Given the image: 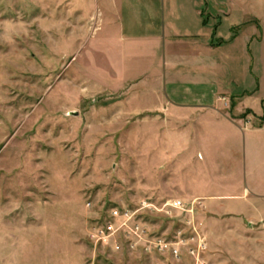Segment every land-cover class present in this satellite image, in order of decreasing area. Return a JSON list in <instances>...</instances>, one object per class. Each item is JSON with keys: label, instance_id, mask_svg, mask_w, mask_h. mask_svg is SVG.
Segmentation results:
<instances>
[{"label": "rangeland", "instance_id": "rangeland-1", "mask_svg": "<svg viewBox=\"0 0 264 264\" xmlns=\"http://www.w3.org/2000/svg\"><path fill=\"white\" fill-rule=\"evenodd\" d=\"M217 1L239 7L234 15L250 19L247 31L255 40L247 80L252 93H260L244 103L260 113L264 0ZM109 3L0 0V264H195L186 251L176 259L131 248L123 230L96 247L90 241V232L106 221L116 227L125 222L112 218L114 211L134 213L144 202L159 209L170 200L195 204L199 237L186 223L189 216L175 210L140 211L128 224L153 237L202 241V264H264V190L261 197L253 188L246 192L254 179L246 168L257 164L256 176L264 178V136L258 161L239 154L236 169L229 141L218 137L210 141L209 156L194 154L188 165L179 152L166 159L170 140L164 132L154 134L163 126L148 123L147 98L130 90L146 60H122V46L100 27ZM90 17V23L78 21ZM242 89L240 82L230 87L234 95ZM171 142L175 147L181 140ZM171 169L178 185L195 193L243 196L233 203L250 202L261 219L180 199L170 184Z\"/></svg>", "mask_w": 264, "mask_h": 264}, {"label": "crops", "instance_id": "crops-1", "mask_svg": "<svg viewBox=\"0 0 264 264\" xmlns=\"http://www.w3.org/2000/svg\"><path fill=\"white\" fill-rule=\"evenodd\" d=\"M178 1L111 0L102 14L100 27L106 29L105 34L111 40L122 46L118 53L120 58L146 60L141 68H137L141 71L139 76L143 74L141 79L135 81L130 90L141 92L139 99L142 101L147 98L148 123L163 126L161 133L154 134L164 132L166 142L170 140L164 148L166 159L179 152L186 154L188 165L194 154L198 158H203L204 154L209 156L212 151L210 141L218 137L229 141L226 150L234 163L233 168L238 167L239 154L243 157L254 155L258 161L264 136V98L260 97V113L244 103L260 93H252L247 80L252 67L249 47L255 40L247 31L252 27L250 19L246 21V16L234 15L241 12L239 7L217 0L176 3ZM230 17L235 20L223 29L222 24ZM91 20L92 17L89 21L78 19L86 24ZM259 33L258 43L264 45L263 24ZM134 66L133 63L130 68ZM239 82L243 89L234 95L230 87ZM247 111L251 114L245 115ZM179 139L181 143L174 147L171 140ZM218 153L221 154V150L218 149ZM256 168L257 164L252 170L246 168L247 178L252 179L254 175L246 192L253 188L261 197L264 178H257ZM170 173V184L177 189L175 192L180 199L201 201L205 207L221 206L224 214L231 216L261 219L262 214L250 202L240 203L243 196H203L191 191L188 185L179 186L172 169ZM232 183L235 185L236 182ZM236 199L239 204L233 203Z\"/></svg>", "mask_w": 264, "mask_h": 264}, {"label": "built area", "instance_id": "built-area-1", "mask_svg": "<svg viewBox=\"0 0 264 264\" xmlns=\"http://www.w3.org/2000/svg\"><path fill=\"white\" fill-rule=\"evenodd\" d=\"M194 205V203L187 205L180 200H170L162 204L159 209L154 207L152 204L144 202L140 205V208L137 209V212L134 213L125 212L124 214L118 215V212L114 211L112 214V218H118L123 216L124 219H126L125 222L116 227L115 225L109 223V221H106L105 224L93 229L90 232V241L93 244V247H96L98 244L112 237L118 231L123 230L124 232H126L125 237L130 238L132 242H134L131 248L136 249L137 247H140V249L147 253H156L160 255L167 254L176 259H179L181 257L183 251H186V253L194 259L195 264H202L200 260L201 253L205 250V246L203 245L202 241H194L192 245H189L187 241L184 240L182 237H175L173 241H171V239L162 238L158 236L153 237L151 235H148V232L139 224H128L131 219L137 217L135 215L136 213H140V211L149 210L156 211L157 213H162L167 212L168 210H175L180 211L189 216L190 219L186 223L192 226L193 234L199 237V235L197 234L196 227L194 225ZM133 216L135 217L133 218ZM176 234V236H181L179 232Z\"/></svg>", "mask_w": 264, "mask_h": 264}]
</instances>
